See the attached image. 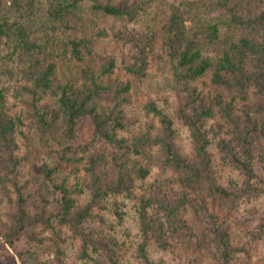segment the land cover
I'll use <instances>...</instances> for the list:
<instances>
[{"label":"trees","instance_id":"trees-1","mask_svg":"<svg viewBox=\"0 0 264 264\" xmlns=\"http://www.w3.org/2000/svg\"><path fill=\"white\" fill-rule=\"evenodd\" d=\"M43 1L0 0V40L5 36L16 53L15 58L0 61L1 75L9 72L7 80L0 79V87L5 91L14 85L15 98L27 108L26 115L11 114L0 91V186L12 185L17 192L10 223L0 219V239L13 247L15 240L38 226L56 236L59 226L83 242L82 259L89 258L91 246L101 256L92 264H126L111 247L120 245L102 236L99 228L109 207L122 220L127 214L125 200L130 199L143 264H169L155 256L175 253L178 243L193 253L188 264H201L203 256L218 264H244L238 255L241 248L233 240L236 230L241 227L248 237L264 244V220L245 206L264 196V0H183L179 4L95 0V11L129 21L145 12L143 6L161 4L162 22L155 32L126 33L125 41L134 51L131 63L124 67L127 80L115 74L116 60L108 58L101 64L89 61L75 83L58 72L61 62L84 63L85 51L91 54V39L77 32L84 26L75 18L81 0H49L43 13L47 26L37 21L39 29L32 32L40 30L41 37L31 38L26 23L39 14ZM200 9L205 22L197 16ZM61 28L69 33H54ZM158 41L186 92L175 118L190 132L188 154L178 144L171 119L154 103L145 111L160 123L156 133L132 137L123 133L133 109V82L146 78L157 57ZM83 118L91 122L92 142L72 147ZM32 132L69 173L83 169L87 174L84 188H75L66 181L68 173L59 179L61 168L45 164L40 170L42 181L34 187L33 213L27 205L33 195H24V186L16 180L23 167L19 153L33 140ZM97 146L104 150L99 153ZM221 167L236 172V179L223 181ZM152 169L169 180L155 182L148 190L143 184ZM49 186L55 197H50ZM188 209L210 227L197 235L184 216ZM36 238L55 248L59 264H68L63 258L67 253L57 241L43 242L35 234ZM28 252L33 259L19 253L20 264H46ZM0 264L18 262L3 256Z\"/></svg>","mask_w":264,"mask_h":264},{"label":"rangeland","instance_id":"rangeland-1","mask_svg":"<svg viewBox=\"0 0 264 264\" xmlns=\"http://www.w3.org/2000/svg\"><path fill=\"white\" fill-rule=\"evenodd\" d=\"M100 1L104 2L108 0ZM124 1L126 0H113V2L118 4H121ZM182 1L183 0H166V2L173 4H179ZM47 3H49V0H44L42 4L39 5V14L34 16L32 21H27L26 25L32 29L31 32L33 29H39L37 21H39L41 25L47 26L46 18L43 16L44 10L47 8ZM6 5H10L9 2H7ZM143 8L146 9L145 12L140 11L135 20L129 21L126 18L114 19L95 11V0H81L79 3V9L76 10L75 18L81 21L84 26L87 25V31L84 30L83 26L79 27L77 32H80L81 37L91 39V54H86L85 51L84 63H79L73 59L61 62L59 64L60 70L58 76L65 78L69 82L75 83L78 80V73H80L89 61L101 64L105 59L114 58L117 63L115 74L120 75L122 79L127 80L129 76L124 67H127L131 63L130 55H134V51L132 50L131 45L125 41L126 33L155 32L159 30L162 22L161 14L163 13V9L161 4H154L153 7L143 6ZM199 11L200 12H197L199 20L205 22V16L202 14L203 10L200 9ZM40 32V30L32 32L31 38H40ZM54 33L63 35V33L68 34L69 32L64 28H61L59 31H54ZM155 47L157 57H154L146 78L141 82H133L132 94L130 96L133 103V109L130 112V116H128L127 129L123 133L125 136L131 137L140 136L146 133H156L160 129V123L157 120H154L152 113L148 114L145 111V106L154 103L169 116L178 132V144L181 149L188 154L192 149L190 132L187 127L183 126L181 122L175 118L178 108L185 99L186 92L183 88V83L176 79L173 64L169 62L164 50L162 51L160 41L156 43ZM58 51L60 52L61 49ZM10 52L14 55H10ZM15 54L16 53L7 38L2 36V39L0 40V61H4L7 58L13 59L16 57ZM3 69L4 66L0 65V79L5 81L9 76V72L5 75H1ZM5 89L7 91H2V87H0V91L8 99L9 112L14 115H26V106H24L18 98H15L14 93L17 88L12 85L11 87L7 86ZM31 134L33 135L34 133L32 132ZM92 138L93 129L91 122L89 119L83 118L80 120L77 128L76 142L71 144V146H83L86 143L92 142ZM31 139L28 147L26 148L22 146V152L19 153L23 167L19 169L20 174H18L16 180L20 185L24 186L22 189L24 195H33V197H30L27 202L29 210H32L33 213V211H35L34 207L36 201L34 187L36 189L42 181L43 175L40 170H43L45 164H49L50 167L55 166L61 168L62 171H60L58 176L59 179L66 177V174L68 173L66 181L75 188H84L83 184L87 174H85L83 169H80V172L77 173H69L70 170L65 168L64 164L61 165L57 158L55 160L52 158L53 152L43 147L39 136L34 134L33 140ZM103 150L104 148L100 146H97L96 148V151L99 153ZM215 158L217 161L218 158L216 155ZM219 173L225 182L230 179H236L237 175L236 172L227 169V167H221ZM168 180L169 178L167 175H159L155 169H152L150 177L143 185L149 190L155 182L162 181L167 183ZM49 189L52 192L50 197H55L56 191L54 188L49 186ZM16 200L17 192L12 185L0 186V212L2 213L0 219L4 223H10V216L14 213V203ZM81 201H83V198ZM124 204L126 206L123 207V210L127 214L123 216L122 220H119L114 215L113 211H116L114 207H109L108 210L104 212L105 222L99 228V232L102 236H109L111 239H115L116 243L120 245V247H111H113L112 249H115L119 258H122L120 259L122 263L143 264L139 257L138 244H136L139 240V233L137 220L132 213L134 203L130 201V199H127ZM245 206L246 209L257 215L259 217L258 219L264 220V196L253 202L247 203ZM192 211L193 210L188 209L184 213V216L188 223L194 227V230L198 235L210 226ZM56 225L57 223H54V226ZM238 229L239 230H236V232L234 231L233 240L234 244L241 248V251L238 253L240 259L244 260V264H264V244L248 237L247 234L242 231L241 227ZM58 230L56 236L49 229L43 226H38L35 229L28 231L27 235H21L18 240H15L13 247L8 245V241L6 244V242L0 239V258L3 256H13L18 264H20L19 253H26L28 258L31 257L33 259L32 255L28 252L30 251L33 252V255H36L38 260H45L46 264H59L60 262L56 258L55 248L52 249L53 246L51 247V244L50 246L40 244L41 241H39L38 238L34 239L35 234L39 239L42 238L43 242L47 241L51 243L49 238L57 241L67 253L63 258L68 264H92L95 259L101 257L99 256V252L93 251V247L89 246L87 250L89 258L82 259L83 242H81L78 237L73 236L70 229L61 230V227L58 226ZM149 249L151 253L155 252L154 248L151 249L150 247ZM192 254L193 253L189 249L184 250L181 244L178 243L175 246V253H158V255L155 256V259H157L156 257H162L169 264L178 261H182V264H188V259L192 257ZM201 264L218 263L212 257L203 256Z\"/></svg>","mask_w":264,"mask_h":264}]
</instances>
